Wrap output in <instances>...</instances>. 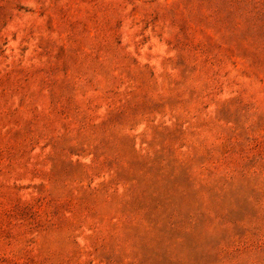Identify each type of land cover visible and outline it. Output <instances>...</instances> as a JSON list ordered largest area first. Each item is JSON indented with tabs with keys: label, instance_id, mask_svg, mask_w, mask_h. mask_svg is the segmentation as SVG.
I'll return each instance as SVG.
<instances>
[{
	"label": "rangeland",
	"instance_id": "obj_1",
	"mask_svg": "<svg viewBox=\"0 0 264 264\" xmlns=\"http://www.w3.org/2000/svg\"><path fill=\"white\" fill-rule=\"evenodd\" d=\"M0 264H264V0H0Z\"/></svg>",
	"mask_w": 264,
	"mask_h": 264
}]
</instances>
